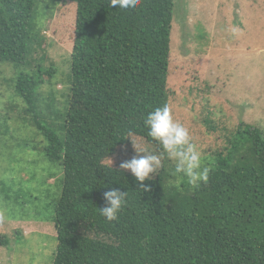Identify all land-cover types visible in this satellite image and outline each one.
<instances>
[{
    "label": "trees",
    "instance_id": "trees-1",
    "mask_svg": "<svg viewBox=\"0 0 264 264\" xmlns=\"http://www.w3.org/2000/svg\"><path fill=\"white\" fill-rule=\"evenodd\" d=\"M60 1L0 0V62L22 68L9 82L25 103L24 121L44 137L46 159L64 173L52 202L56 238L49 264H264L262 126L240 121L219 148L227 116L207 113L210 136L190 133L211 169L198 189L186 180L176 188L175 165L166 157L144 182L120 168L133 158L129 152L137 155L132 138L149 139L143 143L157 155L163 151L144 120L155 108L171 106L174 95L175 0H142L135 10L113 8L110 0H74L69 103L58 113L55 96L48 101L41 88L57 70L43 63V30ZM114 188L128 192L129 203L118 221L108 222L99 208ZM0 241L11 244L5 234Z\"/></svg>",
    "mask_w": 264,
    "mask_h": 264
},
{
    "label": "rangeland",
    "instance_id": "rangeland-1",
    "mask_svg": "<svg viewBox=\"0 0 264 264\" xmlns=\"http://www.w3.org/2000/svg\"><path fill=\"white\" fill-rule=\"evenodd\" d=\"M175 3L170 75L174 118L190 133L208 137L205 115H226L229 126L217 134L219 148L240 121L264 128V0ZM76 17L77 3L60 1L43 30L48 56L43 63L57 70L41 91L48 101L49 95L55 96L58 113L65 109L70 92L67 77ZM11 65L0 62V236L11 239L9 246L0 241V264H49L56 238L52 202L61 194L59 179L64 173L62 166L46 159L44 137L24 121L25 103L9 82L22 68ZM4 123L11 128L9 134ZM136 140L144 147L149 141ZM193 143L199 147L197 139Z\"/></svg>",
    "mask_w": 264,
    "mask_h": 264
},
{
    "label": "clouds",
    "instance_id": "clouds-1",
    "mask_svg": "<svg viewBox=\"0 0 264 264\" xmlns=\"http://www.w3.org/2000/svg\"><path fill=\"white\" fill-rule=\"evenodd\" d=\"M141 3L142 0H110L113 8L118 7L122 10H135ZM144 124L148 128V135L162 147V153L160 155L153 153L129 136L137 155L129 161L122 162L121 169L131 170L139 182L152 180L163 166L162 157H166L175 165L172 175L176 179L171 183L176 188L179 189L185 180L191 189H198L202 183L209 181L211 169L204 165L201 152L193 143L189 129L174 118L170 105L164 104L150 111ZM109 166L112 167L111 159ZM140 188L143 191L149 190L143 183ZM104 197L106 206L99 208V214L108 222L118 221L120 213L129 203V193L114 188L105 192Z\"/></svg>",
    "mask_w": 264,
    "mask_h": 264
}]
</instances>
